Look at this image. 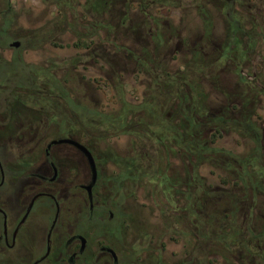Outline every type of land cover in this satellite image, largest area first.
Here are the masks:
<instances>
[{"label":"flooded vegetation","instance_id":"af4514ba","mask_svg":"<svg viewBox=\"0 0 264 264\" xmlns=\"http://www.w3.org/2000/svg\"><path fill=\"white\" fill-rule=\"evenodd\" d=\"M247 1L245 12L237 9L244 0H220L218 12L193 18L166 4L119 13L120 27L103 31L148 41L126 50L132 74L157 88L176 84L155 97L185 104L99 109L75 102L71 133L62 131V92H47L45 72L31 73L21 62L29 45L18 39L6 48L2 37L11 34L0 28V68H6L0 79V264H207L213 255L223 264H264V121L255 123L259 115L250 113V89L264 84L257 74L264 66V12L251 14ZM10 8V0H0L1 17ZM78 15L109 25L112 14ZM81 30L89 31L82 26L77 36ZM174 55L183 62L170 60ZM117 79L120 98L126 79L121 72ZM226 133L246 141L244 154L217 144ZM121 136L127 141L117 150L111 143ZM63 138L87 149L96 174L86 152L58 142ZM207 163L217 170L215 182L207 179ZM239 195H250V221H241L250 225V236L216 237L212 254L205 235L208 201L216 197L215 210L235 212ZM137 196L153 199L162 227L180 229L169 239L185 250L166 252L170 240L159 235L160 225L155 236H128V229L138 230L130 214L138 211ZM216 223L237 226L233 219Z\"/></svg>","mask_w":264,"mask_h":264},{"label":"rangeland","instance_id":"374dc122","mask_svg":"<svg viewBox=\"0 0 264 264\" xmlns=\"http://www.w3.org/2000/svg\"><path fill=\"white\" fill-rule=\"evenodd\" d=\"M10 1L11 8L8 13H6L5 17L8 21L7 32L11 34V37L8 40L2 37V42L5 44L6 48L8 43L18 39L22 40V44L29 45L27 51H21V62L29 68L31 73L38 71L39 67L45 72L44 78L48 90L47 92H49V89L52 87L56 86L58 91L62 93L67 91L69 93L70 96L67 99H69L68 103L71 106H74L75 102H78L83 105L84 108L117 109L121 107L137 108L148 106L147 108L161 109L171 107L170 105L173 102L172 99H167L160 95L156 98L155 93L176 90V87L164 85L157 88L155 85L150 86L149 82L146 78L144 79V77H142V79H144L142 82L138 81L134 74H132V70H134L133 64L128 61L129 59L126 60V49L139 50L141 46L148 44V41H146L147 39L144 40L139 38L137 39L139 41L134 42L129 38V40L124 38L117 32L107 38V33L105 31L98 30L97 34L92 36L94 43H92L91 46H74V42L78 41V36L74 29L69 28V26L64 23L62 19L63 16L61 15L65 13L64 15H66L68 20L72 21V19H74L67 6L61 4L55 7V0ZM149 1L151 0H147V2ZM161 1L165 2L166 5L171 8V11L180 13L181 15L183 14L186 17L191 16L192 18L196 17L195 14L199 12L197 4H204L208 9L207 12L211 13L218 12L220 8V0H213L212 3L206 0ZM86 3H88L87 0H71V2H69V4L73 5L72 12L77 16H79L78 14L80 12L90 11V9H86ZM134 3L136 4V1ZM248 3L247 0H244V4L237 7L238 11H247ZM3 10L4 9H2V11ZM164 11H166V9H164ZM263 12L264 0H250L251 14ZM4 21L5 19L0 16V23L2 24ZM82 21L75 24V29L81 27L79 24L84 23ZM80 32H85V30H81ZM140 42L142 44H140ZM257 54L259 53H256V55ZM261 54L262 52H260V55ZM131 57L129 56L128 58ZM165 58L169 59V56L167 55ZM170 60L178 63L183 62L184 58L174 55ZM255 60H262L261 56L258 58L255 56ZM125 61H127V63ZM262 69L263 72L261 71V73L257 74L264 75V66ZM5 71L6 68H0V79L4 78ZM120 72L122 73V79H126V84L123 89L125 94L119 98V96L116 95V89L113 84L115 79L119 81L117 78H119ZM76 76L78 77V86L76 85ZM93 77H95L94 80ZM261 85L258 84L257 87H262ZM76 89L80 91L79 94L75 92ZM151 93L154 94L151 95ZM258 98L261 100L262 96L260 95ZM145 103L147 106H145ZM63 104L64 102L62 100V105ZM255 113L259 115L255 117V123H262L264 121L263 102L258 104ZM217 140L219 146H223L228 150H233L239 153V155L244 154L246 150V141L242 140L241 137L234 133H226ZM126 141L127 137L121 136L115 139L111 144H115V148L120 150L122 146H125ZM260 142L261 138L258 144H260ZM251 145L252 143H250V148ZM259 153L260 151L254 152V154ZM216 173V168H213L208 163L205 165V174L209 181H216ZM136 198V207L138 211L134 209L135 212H130V214L132 219L136 216L137 221H135L134 225H137L138 230L133 227L131 231L128 229V236L157 235L158 228L156 227L158 226L160 228L162 215L158 212L155 202L151 197L147 196H137ZM237 201L236 208L238 210L234 212L233 221H235L237 226L243 228L248 223L245 222L241 225V221L243 219L250 221V215L247 213V210L250 208V195H239ZM138 217L143 219L142 225H139ZM140 226L142 229L139 230ZM247 226L250 225L248 224ZM161 230L162 234L160 233L159 235H163V237L169 239L170 236L175 237L179 235L180 229L178 230L170 226H161ZM183 250H185L183 244L177 243L175 240H170V243L166 244V252H182ZM210 257L212 258L210 259V261H212L210 264H223L219 256L216 257L213 255Z\"/></svg>","mask_w":264,"mask_h":264},{"label":"trees","instance_id":"16d2710c","mask_svg":"<svg viewBox=\"0 0 264 264\" xmlns=\"http://www.w3.org/2000/svg\"><path fill=\"white\" fill-rule=\"evenodd\" d=\"M136 0H87L88 3H86L85 6H87L86 9H90V11H88L89 13H102L104 11H109L112 15H111V19L109 20L110 23L108 25V21H102V20H97L93 17H87V19H81L80 15L77 16L75 15L73 11V5L69 4V2H71V0H55L54 6H60L61 4L67 6L70 9V13L71 15H73L74 19H72V21L68 20L66 18V15H64L65 13H62L61 15L63 16L62 19L64 21V23L66 25L69 26V28H72L76 31L75 29V24H78L79 21L82 22H86L87 24L84 25L79 24L81 27L84 26L85 28H88L89 31H87L86 33H82L79 32L78 35V41L74 42V46H84V47H88L91 46L93 42L92 36H94L95 34H97L98 30H102L103 28H110L111 30H113V28L116 27H120L119 26V19L117 18V15L123 11H138V12H151V11H155L156 8L163 6L164 4H166L165 2L161 1V0H151L149 2H147V0H137L136 4L134 3ZM207 2H213V0H206ZM215 1V0H214ZM134 4V5H133ZM201 4V3H200ZM199 7V12H207V8L203 5H199L197 4ZM84 6V7H85ZM87 13V11H85ZM82 13V12H80ZM5 19L4 23H0V28L8 30V21L6 20V17H3ZM150 26V25H148ZM261 26V24L259 25ZM106 36L107 38H109L108 36L110 35H114V32H106ZM110 33V34H108ZM258 34L261 35V32H258ZM124 38H129L130 40H133L134 42H137L139 40L137 39H144L146 37H140L137 35H130V34H123L122 35ZM128 39V40H129ZM106 40V38H105ZM140 44H142L140 42ZM142 47V46H141ZM141 49V48H140ZM128 51V53H130L129 51H133L132 49H126ZM148 59H152L151 56L148 57ZM251 73V72H250ZM257 83L255 84V87L253 89H250L251 94H253V100H254V104L251 105L250 107L253 108V110L250 112L255 113L256 108L260 102V99L258 98V96L262 95V93L264 92V88L263 87H257ZM261 85V84H260ZM162 86V85H160ZM168 86H176V84L170 83ZM178 86V85H177ZM261 86H264V84H262ZM48 91V90H47ZM55 91H57V87L54 86L51 89H49V92L54 93ZM69 93L67 91H64L62 93V97H63V102L64 104L62 105V109H63V132L64 133H71V126L73 123V112H74V106H71L68 103L67 99L69 97ZM173 102L171 103V107L172 106H176V107H183L184 106V100L180 99V100H172ZM50 102V100H49ZM186 102V100H185ZM257 105H256V104ZM50 104V103H49ZM75 105V104H74ZM145 106L146 103H145ZM148 107V106H147ZM145 107V108H147ZM256 114V113H255ZM193 134V131H192ZM257 138V137H256ZM260 148V147H259ZM256 150H258V146L256 148ZM209 197V196H208ZM214 199H211L212 201H208V209H207V213H206V220H207V227H206V237L208 238V252H211L212 254H214V252H217L218 249H216L215 247L217 245H219V241L216 239V237H220V236H249L250 235V226H246V227H240V226H236V227H229V228H225V227H220L217 225V221L219 220H232L234 219V211L229 212V213H225L224 211H218L215 210L213 208V205L218 202L215 200L216 197H213ZM243 200V199H240ZM238 200V201H240ZM214 203V204H213ZM226 230H229L226 231ZM212 261H210V259L207 260V264H210Z\"/></svg>","mask_w":264,"mask_h":264},{"label":"water","instance_id":"95a60500","mask_svg":"<svg viewBox=\"0 0 264 264\" xmlns=\"http://www.w3.org/2000/svg\"><path fill=\"white\" fill-rule=\"evenodd\" d=\"M58 142H70V143H74V144L78 145L79 147H81L86 152V154H87V156H88V158L90 160V163H91V165L93 167V172H94V174H96L93 158H92L91 154L87 151V149L84 146L80 145L79 143H77V142H75V141H73V140H71L69 138L60 139V140H58Z\"/></svg>","mask_w":264,"mask_h":264}]
</instances>
